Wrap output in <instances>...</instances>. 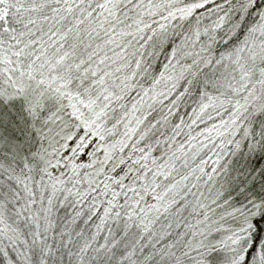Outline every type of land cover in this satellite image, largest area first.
Segmentation results:
<instances>
[{"label": "snow or ice", "instance_id": "snow-or-ice-1", "mask_svg": "<svg viewBox=\"0 0 264 264\" xmlns=\"http://www.w3.org/2000/svg\"><path fill=\"white\" fill-rule=\"evenodd\" d=\"M0 264H264V0H0Z\"/></svg>", "mask_w": 264, "mask_h": 264}]
</instances>
